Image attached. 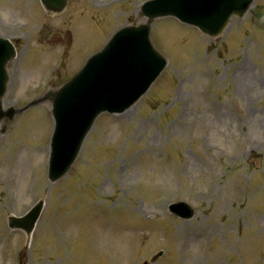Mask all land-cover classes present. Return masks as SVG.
Here are the masks:
<instances>
[{
    "label": "rangeland",
    "instance_id": "rangeland-1",
    "mask_svg": "<svg viewBox=\"0 0 264 264\" xmlns=\"http://www.w3.org/2000/svg\"><path fill=\"white\" fill-rule=\"evenodd\" d=\"M129 1L69 0L64 12L46 19L53 34L42 42L30 0H0L5 27L32 35L10 64L5 105L27 98L34 85L56 88L82 68L145 0ZM253 9L256 16L233 17L215 38L174 18L157 20L153 38L176 56L174 75L168 66L130 113L99 117L76 163L55 182L42 149L52 134L47 107L8 122L0 135V264H144L159 250L167 254L157 264H264V204L252 199L264 186V0ZM52 68L58 77L50 78ZM41 198L47 205L31 256L25 233L9 229L7 220ZM180 199L196 209L192 219L168 211ZM64 208H71L66 218ZM45 229L59 242L52 261L38 255L48 244ZM240 238L243 256L223 260ZM54 248L41 254L55 255Z\"/></svg>",
    "mask_w": 264,
    "mask_h": 264
},
{
    "label": "water",
    "instance_id": "water-1",
    "mask_svg": "<svg viewBox=\"0 0 264 264\" xmlns=\"http://www.w3.org/2000/svg\"><path fill=\"white\" fill-rule=\"evenodd\" d=\"M251 3L252 0H173V2L169 3L168 0H153L147 4L143 13L150 17V23L157 17L173 15L185 22L196 25L203 33L215 35L224 28L232 15H243ZM150 31V24L140 26L131 25L123 28L116 33L108 45L107 48H110L108 53L101 60L96 58L91 61L93 64L92 71L98 72L99 74L97 75L103 81L108 82L110 80L105 89V99L125 92L124 89L129 88L131 85L135 92L132 97L133 100L124 104V107H128L151 84L165 66V63L163 61L161 62L157 55L152 56V46L149 39ZM125 40L130 42L123 48L122 45ZM144 46L149 48V52L142 53V56L150 58V60L148 59L141 66L139 62L142 59L135 57L132 50L136 48L140 51ZM0 48L4 51L7 50L4 55L0 52L1 102V96L6 89L5 66L7 61L14 57L15 51L8 42L1 39ZM122 52L126 55L123 59H121ZM137 61L139 62L137 63ZM104 63L106 68L104 67ZM81 80L79 83H81ZM105 99L101 103H91L92 107L86 109V112L91 113L87 114V122L79 126L81 130L75 146L79 145L80 147L79 143L84 139L94 118L106 107V104H103L106 103L104 101ZM108 100L110 101V99ZM3 115L0 105V119ZM65 121L68 122V125L73 126L76 124V117L68 113ZM76 153L77 150L74 149L72 155H68L66 158L54 156L52 158V165H61L63 169L62 173H64L74 160ZM171 210L184 217H190L193 214L190 206L183 203L173 204ZM33 217H36V214Z\"/></svg>",
    "mask_w": 264,
    "mask_h": 264
}]
</instances>
